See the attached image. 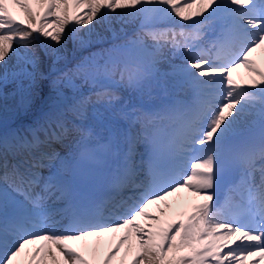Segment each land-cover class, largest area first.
I'll return each instance as SVG.
<instances>
[{
    "label": "snow or ice",
    "instance_id": "snow-or-ice-1",
    "mask_svg": "<svg viewBox=\"0 0 264 264\" xmlns=\"http://www.w3.org/2000/svg\"><path fill=\"white\" fill-rule=\"evenodd\" d=\"M98 27L108 46L60 67ZM257 50L264 0H0V110L33 115L0 131V264H264ZM185 190L200 202L162 219Z\"/></svg>",
    "mask_w": 264,
    "mask_h": 264
},
{
    "label": "bare ground",
    "instance_id": "bare-ground-1",
    "mask_svg": "<svg viewBox=\"0 0 264 264\" xmlns=\"http://www.w3.org/2000/svg\"><path fill=\"white\" fill-rule=\"evenodd\" d=\"M117 11L119 12V10H117ZM18 18H19V16H18ZM123 20L126 21L127 18L125 17V18H123ZM134 23L135 22L123 23L122 21H118L116 17H113V27H115L116 29H120L121 27H123L125 33H128V29H129V31L131 30V28H132L131 24H134ZM89 27H91V25H89ZM98 31H100L105 37H108V39L110 38L109 33L104 31V29L98 27ZM67 33H68V29H66V34ZM131 34L132 33H130V35ZM80 35H84V33L81 32ZM106 44H108V42ZM80 50H81V48H79L77 46V44L72 46L71 43H70V40H68V42L66 44V47L63 50L64 54L67 57V61L66 62H62L61 65H63L64 63L70 62L74 57H76L78 55ZM257 54H258L257 52L253 53L252 58L257 60L258 65L260 67L264 68V59L259 54H258L259 56ZM175 62L179 63L177 60ZM233 74H238V81L241 80V76L242 75H244V77L248 76L247 69H245L244 67H241L240 69H238L237 72H234ZM13 88H14V85L8 84L6 89H5V91L10 93ZM123 97L126 100H130V102L132 104H143V105H148V106H155V105L160 104L157 101L156 97L155 98L137 97V96H135L132 93L128 94V95H123ZM163 98H165V97H163ZM12 101H14V99L12 97H9V99L6 102V104L10 103ZM6 115L9 116V117H12L14 119L8 120ZM20 116L28 118L30 120L33 118L32 114H27L26 115L21 110H19L17 107H15V108H10V111L6 112V114L0 115V122L4 121L2 123H6V124L7 123H11V122H13L15 119H17ZM6 120H8V121H6ZM13 127H15V126H13ZM2 131H4V129ZM11 131H12V129H9V130L4 131V132H11ZM198 202H200L199 198L193 196L192 193L188 192L187 190H185V191H183L181 193H178V194H176L173 197H170L168 199L167 203L172 204L173 207L168 210V215L165 216V217H162V219H165V220L186 219V216L181 215V213L190 212L191 211V206L194 203H198ZM163 206H164V204L162 202L159 205V207H163ZM149 211L153 212L156 215L160 214L159 213V208L156 205L151 206ZM140 222L141 223H150V221H144L143 219H141ZM105 251H106V249H105ZM114 264H119V257L116 259V261H114Z\"/></svg>",
    "mask_w": 264,
    "mask_h": 264
},
{
    "label": "rangeland",
    "instance_id": "rangeland-1",
    "mask_svg": "<svg viewBox=\"0 0 264 264\" xmlns=\"http://www.w3.org/2000/svg\"><path fill=\"white\" fill-rule=\"evenodd\" d=\"M15 107H16V102H15V100L12 101V102H10V103H7L6 106H5V108H4L3 110H0V111H2V112H0V115L6 114L5 111H8V109H10V108H15ZM4 112H5V113H4ZM6 117H7V118H10V117L7 116V115H6Z\"/></svg>",
    "mask_w": 264,
    "mask_h": 264
}]
</instances>
